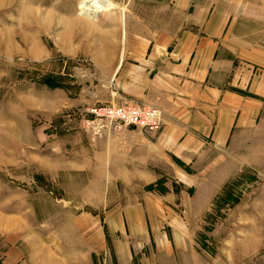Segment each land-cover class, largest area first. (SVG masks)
<instances>
[{"label": "rangeland", "instance_id": "obj_1", "mask_svg": "<svg viewBox=\"0 0 264 264\" xmlns=\"http://www.w3.org/2000/svg\"><path fill=\"white\" fill-rule=\"evenodd\" d=\"M107 1V12L93 13L85 0H0V264H264V108L239 154L222 156L216 188L180 161L163 187L110 181L113 135L155 133L88 113L142 104L114 73L125 40L196 33L190 20L204 1L238 18L243 44L263 47L264 0ZM241 53L243 66L264 70V51ZM168 192L175 200L159 197ZM135 208L152 211L145 239L130 236L123 217ZM179 228L187 249L173 261L161 248L165 236L182 247ZM248 248L255 262H232Z\"/></svg>", "mask_w": 264, "mask_h": 264}, {"label": "crops", "instance_id": "obj_2", "mask_svg": "<svg viewBox=\"0 0 264 264\" xmlns=\"http://www.w3.org/2000/svg\"><path fill=\"white\" fill-rule=\"evenodd\" d=\"M220 6L219 3L213 8L202 1L195 7L194 12L200 17L195 15L198 18H192L190 24L197 28L196 33L183 31L125 40L114 71L120 75L121 92L144 105L157 107L163 119L155 134L113 135L118 141L116 151L105 170L109 171L110 181L127 186L163 187L161 177L165 169L172 171L168 177L173 179L179 172L177 161L197 167L202 174L206 172L203 179H209L208 186L216 188L225 181L222 156L239 154L241 133L255 128L264 108V70L257 74L254 68L243 66L240 60L247 57L237 54V49L262 53L264 46L243 44L237 31L238 18H230L225 5ZM172 182L176 183L173 180L165 185L170 187ZM215 192L210 194L211 200ZM151 197L154 196L145 197L146 203L152 201ZM159 197L165 202L175 200L169 192ZM192 199H199L198 193ZM151 213L135 208L122 215L130 236L139 239L141 233L145 239L152 225ZM175 217L169 218L174 224ZM185 232L179 228L172 233L182 247L172 245L171 241L166 245L167 237L163 238L165 247L161 250L166 252V258L174 261L173 254L186 251V243H180L179 236ZM256 255L254 248L241 249L237 256L233 252L232 262H255Z\"/></svg>", "mask_w": 264, "mask_h": 264}, {"label": "built area", "instance_id": "obj_3", "mask_svg": "<svg viewBox=\"0 0 264 264\" xmlns=\"http://www.w3.org/2000/svg\"><path fill=\"white\" fill-rule=\"evenodd\" d=\"M88 113L98 121L133 126L147 133H156L163 117L157 107L136 103L91 108Z\"/></svg>", "mask_w": 264, "mask_h": 264}, {"label": "bare ground", "instance_id": "obj_4", "mask_svg": "<svg viewBox=\"0 0 264 264\" xmlns=\"http://www.w3.org/2000/svg\"><path fill=\"white\" fill-rule=\"evenodd\" d=\"M93 13L107 12L109 4L107 0H85Z\"/></svg>", "mask_w": 264, "mask_h": 264}]
</instances>
